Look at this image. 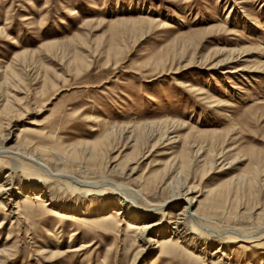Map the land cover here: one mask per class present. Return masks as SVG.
I'll return each mask as SVG.
<instances>
[{
	"label": "rangeland",
	"instance_id": "obj_1",
	"mask_svg": "<svg viewBox=\"0 0 264 264\" xmlns=\"http://www.w3.org/2000/svg\"><path fill=\"white\" fill-rule=\"evenodd\" d=\"M228 57L229 64L212 67ZM6 84L18 91L12 93L17 101L23 99L9 106L14 122L0 115V140L10 133V150L76 153L83 166L101 162L116 171L113 178L131 159L120 179L134 190L147 185V200L154 203L168 197L161 181L187 168L189 152H213L218 156L206 180L202 162L189 170L190 182L202 189L193 211L228 198L227 213H264V0H0V93ZM147 122L153 123L150 130ZM112 126L125 132L117 152L110 162L91 161L90 151ZM133 132L136 145L126 140ZM29 197L0 201V248L9 242L13 255L4 264L133 260L134 230L119 224L111 210L72 223ZM15 212L33 216L29 224L36 231L24 233ZM238 222L221 224L254 226ZM168 236H158V247L149 246L134 264L214 263L217 246L204 257L176 239L163 244ZM228 246L222 264H264V245ZM40 247L51 257L35 256Z\"/></svg>",
	"mask_w": 264,
	"mask_h": 264
},
{
	"label": "bare ground",
	"instance_id": "obj_2",
	"mask_svg": "<svg viewBox=\"0 0 264 264\" xmlns=\"http://www.w3.org/2000/svg\"><path fill=\"white\" fill-rule=\"evenodd\" d=\"M233 52V50H230V53ZM25 56L22 54L19 56L21 63L25 62ZM229 60L230 57L218 61L212 67L229 64ZM191 61L190 58L187 64H190ZM237 71L235 69L232 73ZM17 85H22L20 80ZM15 88L18 89V87ZM13 92L17 93L18 91L6 84L3 92L0 93V98H2L0 101V115L8 123L15 121L9 106L23 100L17 101L15 94H12ZM16 106L19 105L16 104ZM19 112L20 110L16 109L15 113ZM152 124L147 122L144 123V126L150 130ZM124 133V130L116 126L110 127L101 137L100 145L93 147L90 151L91 161L95 163L102 160L110 162L112 160H110V153L117 149V145L120 144L118 140L123 139ZM153 134V131L148 132L145 140L150 141ZM126 140H131L134 145L137 143L134 132L129 133ZM11 141L10 133L0 140V201H5L8 197L28 194L32 196L29 198L33 202H42L44 207L53 209L54 215L52 216L54 218L72 220V223L80 221L94 212H101L102 216V214L111 210V214H114V218L119 224H126V226L128 225L134 230V244L136 247L133 249V260L130 264H134L149 246L155 247L158 245L157 238L163 235H169L167 238L161 239L164 241L163 244H171L176 239L177 243L190 247L204 257L208 255L209 249L217 246L211 254L216 258L212 261L214 262L213 264L223 263L224 259L227 258L226 248L230 247L228 246L229 244L242 245L245 248L244 250L247 247L251 249L254 246L264 245L263 212L260 213L256 210L253 213H227L226 203L228 198H218L212 205L203 210L199 205L193 211L196 205L195 202H197V196L194 195L199 194L201 196L202 189L200 185H194L190 182L189 170L197 162H202L200 167V172L203 174L202 181L206 180L210 176L211 171L213 172L216 163L215 159L218 156L213 154V152H210L208 157L201 154L200 151H196L194 154L189 152L188 157H190V160L186 165L187 168L179 167V169L174 171L175 174L172 177L170 175L165 178V176V179L163 178L164 180L161 181V185L164 187L162 192L165 190L169 191L168 197L163 202L154 203L147 200V195L150 193L147 185H144L142 190H134L120 179L122 178L121 176L126 175L124 171L131 159L126 160V167L119 173V178H113L110 177V174H114L116 171L108 172L101 162L100 164H94V168H89L83 166L76 153L59 154L53 150L40 147V149L34 148L33 150H27L29 148L24 147L10 150L7 145ZM117 156H115L112 163L115 162ZM220 156L221 154L218 159L221 158ZM193 157L195 160H193ZM206 158H209V160L207 161ZM238 160L239 157H235L230 161L229 165ZM98 167H104V170L99 171ZM129 170L132 174L135 168ZM1 171H4L3 176ZM242 179L247 178L239 177L236 181L241 182ZM254 181L256 182L257 179L254 178ZM233 183L234 181H232V185ZM62 194L73 197L72 200L74 201L64 200L65 198L61 199L60 195ZM144 202L151 205H146L148 208H144L145 206H141ZM172 207L180 209L171 215L169 210ZM12 208L16 209V207ZM12 214L17 216L15 223L23 225L25 228L24 233L36 231L29 224L34 219L33 216L26 215L24 217L17 212ZM165 217H168V223L164 221ZM246 219L254 223V226L250 229L228 228L223 227L221 224L224 221L239 223L238 221L242 222ZM46 233L48 238L53 237L59 242V237L56 233L53 234L50 230H47ZM74 235H77L76 229L71 231V237ZM8 243L3 244L0 248V264H4L9 257H13L10 251L12 249L7 246ZM44 244L47 245L48 243ZM84 245L85 248L89 246L88 244ZM46 248L35 249L34 255L38 257L44 256L45 258L51 257V252H47ZM79 250L82 251L83 249L78 248ZM45 262L47 261L45 260Z\"/></svg>",
	"mask_w": 264,
	"mask_h": 264
}]
</instances>
